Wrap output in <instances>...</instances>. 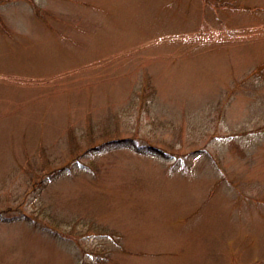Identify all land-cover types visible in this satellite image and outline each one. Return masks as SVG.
Wrapping results in <instances>:
<instances>
[{"label": "rangeland", "instance_id": "1", "mask_svg": "<svg viewBox=\"0 0 264 264\" xmlns=\"http://www.w3.org/2000/svg\"><path fill=\"white\" fill-rule=\"evenodd\" d=\"M0 264H264V0H0Z\"/></svg>", "mask_w": 264, "mask_h": 264}, {"label": "trees", "instance_id": "2", "mask_svg": "<svg viewBox=\"0 0 264 264\" xmlns=\"http://www.w3.org/2000/svg\"><path fill=\"white\" fill-rule=\"evenodd\" d=\"M92 139V137L90 138ZM133 139L132 137H118V138H110V139H107V140H103L101 141V143H99L98 145H96L95 149H103L105 146L107 145H110L112 143H120V145H123V146H134L135 149L139 152H146V151H149V150H154V151H157V152H160L162 153V150L160 148H157L156 146H153L152 144L150 143H125V142H128L129 140ZM76 145V144H75ZM92 146L89 145L88 148H91ZM76 148V147H75ZM134 149V150H135ZM72 171V165L70 164H67V165H63L61 167H57V168H54L52 169L50 172L48 171L47 173H45V175H40L39 177L36 176V179H35V184H34V190L36 191H42V189L44 187H47V185L51 182H53L55 179H58L59 177L61 176H65L69 173H71ZM40 191V193H41ZM52 215V216H51ZM50 217H51V224H39V223H36L38 218H32L30 216H27L30 218L31 220V226L36 228V229H39L41 230V232H44L46 234H48L49 236L53 237V238H58L59 235L61 234L60 231L55 227V225H58V222L56 221V216L55 214H52L51 213ZM46 216H49L48 213H46Z\"/></svg>", "mask_w": 264, "mask_h": 264}]
</instances>
